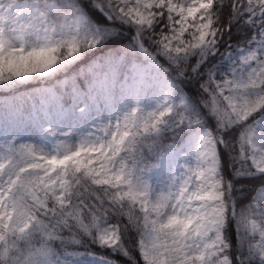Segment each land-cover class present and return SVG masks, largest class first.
Returning a JSON list of instances; mask_svg holds the SVG:
<instances>
[{"label": "snow or ice", "instance_id": "snow-or-ice-1", "mask_svg": "<svg viewBox=\"0 0 264 264\" xmlns=\"http://www.w3.org/2000/svg\"><path fill=\"white\" fill-rule=\"evenodd\" d=\"M0 264H264V0H0Z\"/></svg>", "mask_w": 264, "mask_h": 264}]
</instances>
